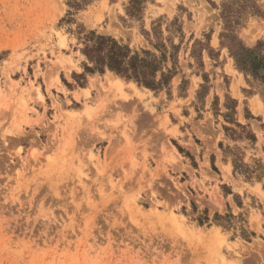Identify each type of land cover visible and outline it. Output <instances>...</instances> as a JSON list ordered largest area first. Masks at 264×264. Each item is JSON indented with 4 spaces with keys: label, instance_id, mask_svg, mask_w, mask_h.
Listing matches in <instances>:
<instances>
[{
    "label": "rangeland",
    "instance_id": "1",
    "mask_svg": "<svg viewBox=\"0 0 264 264\" xmlns=\"http://www.w3.org/2000/svg\"><path fill=\"white\" fill-rule=\"evenodd\" d=\"M69 1L0 0V264H264V84L222 38L264 56V0ZM82 27L177 75L87 72Z\"/></svg>",
    "mask_w": 264,
    "mask_h": 264
},
{
    "label": "trees",
    "instance_id": "2",
    "mask_svg": "<svg viewBox=\"0 0 264 264\" xmlns=\"http://www.w3.org/2000/svg\"><path fill=\"white\" fill-rule=\"evenodd\" d=\"M93 1L70 0L67 4L71 9L79 11ZM130 4L132 8H128V13L133 15V12H137L140 2L132 0ZM72 14L70 11L68 12V15ZM223 15L226 20L225 13ZM82 30L79 32V35L83 34L84 36L80 38L83 40L84 45L81 52L86 57L87 61L84 66L89 73L103 74L110 71L123 79L134 81L139 86L152 91H160L169 87L173 78L177 75L174 54L171 55L172 60H174L173 67H168L169 51L164 43L156 45V48L161 52V55L157 56L151 51H133L129 45L111 36L99 35L95 31H86L83 27ZM146 36H150V33L146 32ZM222 38L225 39L226 46L229 48L230 55L233 57L238 69L246 76L251 75L264 84V56L257 49H249L242 43H238L230 33L223 34ZM172 49H177V52H179L178 47L172 46ZM204 78L207 79V76H204ZM236 106L237 102L233 101V107L228 106V109L235 112ZM226 118L232 120L230 115H226ZM235 124L239 128L245 129L239 123ZM225 130L235 133L232 129L225 128ZM248 138L253 140L255 136L250 134ZM234 166L236 171L239 168L243 170V167L238 166L236 163H234Z\"/></svg>",
    "mask_w": 264,
    "mask_h": 264
},
{
    "label": "bare ground",
    "instance_id": "3",
    "mask_svg": "<svg viewBox=\"0 0 264 264\" xmlns=\"http://www.w3.org/2000/svg\"><path fill=\"white\" fill-rule=\"evenodd\" d=\"M258 104V103H257ZM258 106V105H257ZM262 106V105H261Z\"/></svg>",
    "mask_w": 264,
    "mask_h": 264
}]
</instances>
